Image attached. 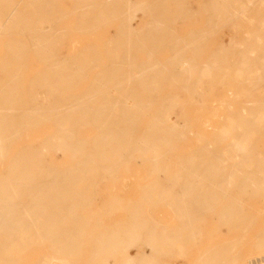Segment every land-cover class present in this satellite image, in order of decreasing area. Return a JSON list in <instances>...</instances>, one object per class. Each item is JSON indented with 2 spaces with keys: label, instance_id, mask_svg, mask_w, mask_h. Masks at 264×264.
Wrapping results in <instances>:
<instances>
[{
  "label": "bare ground",
  "instance_id": "bare-ground-1",
  "mask_svg": "<svg viewBox=\"0 0 264 264\" xmlns=\"http://www.w3.org/2000/svg\"><path fill=\"white\" fill-rule=\"evenodd\" d=\"M74 2L87 7L79 28L91 17L119 15L120 35L105 46L111 53L105 66L93 46L87 53L93 57L57 56L67 33L50 22L67 15L57 0H0V264H20L40 247L30 264H113L114 254L117 264H264V0H200V11L189 0ZM146 14L150 19L136 26ZM198 14L203 26L176 32L175 23ZM241 21L249 24L242 36L209 46ZM29 53L45 65L27 78ZM96 67L103 71L86 70ZM84 77L91 78L89 88L74 94L69 88L83 85ZM219 85L227 89L218 99V120L198 129L176 88L194 103ZM32 123L54 128L37 144L17 147L15 127ZM77 124L92 126L93 134ZM51 151L73 162L55 164ZM135 160L147 172L142 196L151 208L169 206L173 224H162L139 202H128L126 215L112 223L114 204L125 207L118 197L83 212L98 193L90 183ZM223 226L229 238L191 259L202 239L222 237ZM142 247L151 253H133ZM254 254L262 257L251 260Z\"/></svg>",
  "mask_w": 264,
  "mask_h": 264
},
{
  "label": "rangeland",
  "instance_id": "rangeland-1",
  "mask_svg": "<svg viewBox=\"0 0 264 264\" xmlns=\"http://www.w3.org/2000/svg\"><path fill=\"white\" fill-rule=\"evenodd\" d=\"M191 4L189 5L190 8H193L197 11H200V0H189ZM58 5H62L64 9L67 10V15L65 17H60L57 18L55 17L52 21L55 25H59V27H63L66 29V36L62 39L63 44L59 46V52L57 53V56H67V57H76L79 54H82L85 58L93 57V55L87 54L88 49L90 47H96L102 50L101 56L102 60L100 62V65L108 64L107 60L104 62V58L108 59V56L111 55V53H108L105 51V46L106 44L112 42V40H116L119 35H120V30H121V22L119 21V15H115L112 19H115L114 21L110 18L104 19V20H99L95 21L91 17L90 21L85 22V27L79 28V21L81 22V17L80 15L83 14L82 10H86L87 7H78L74 3V0H57ZM23 7V6H21ZM200 13V12H199ZM93 16V15H89ZM150 19V15L146 14L144 17L139 16L135 20V25L140 27L144 23H146ZM91 22H94V27L90 25ZM204 18L202 14H198L196 17L190 20V22L184 23L181 21H178L177 23L174 24L175 30L178 34H184L186 33L190 28H197L201 27L204 25ZM99 24V25H97ZM249 29V24L248 22L241 21L238 26L235 29H231L229 27H225L221 30V32L216 36L215 39L210 42L209 46L213 47L214 44H216L218 40L224 39L226 43H229L232 39L233 34H237L239 37L242 36L247 30ZM73 31V32H72ZM230 35V36H228ZM68 37V38H67ZM229 37V38H227ZM65 39V40H64ZM53 55V54H52ZM166 55V53L161 54ZM160 55V56H161ZM115 56V54H113ZM161 56V57H162ZM146 56L144 54H141V58L144 59ZM165 57V56H163ZM27 66L24 67V72L26 73V77H30L37 72H39V69L44 66V62L39 61L38 58L33 54L29 53L27 56ZM71 64L73 61L70 62ZM87 72H98V71H103L96 68H91V69H86ZM91 78L84 77V84L80 86H75L71 87L69 89H74V94H81L83 91L87 88H89V80ZM86 85V86H85ZM88 85V86H87ZM78 88V89H77ZM218 90H217V89ZM214 91L211 92V96H207L201 100V101H194L192 102L191 99H189L188 93H186L183 89L177 87L176 91L177 94H179L180 98L184 100L187 103V109L191 114V119L196 121V126L198 129L202 128L203 122L205 121V124L208 123L206 130L210 129L211 124L217 122L218 118L214 117L215 113H218V99L221 100L224 95L227 87H223L221 85L216 86ZM224 89V90H223ZM219 92V93H218ZM34 93L35 94H40L44 98H47V94L44 89L41 88H34ZM215 93V94H214ZM40 101V98H38ZM49 100H46V103H48ZM178 110V112H177ZM174 111L176 114H181L182 110L178 107L174 108ZM180 111V112H179ZM221 113L223 112L220 111ZM78 113V114H77ZM75 112V118L77 116H80V111ZM74 118V117H73ZM77 119V118H76ZM203 120V121H202ZM79 129L86 135H92L93 130L91 129L92 126L89 125H79L77 124ZM18 130V141L16 142L17 147L20 146V144H28V143H33L37 144L40 142V139L43 138L45 135L49 134L53 128L54 125L52 123H45L43 125H36L34 123L29 125L28 129H23L22 127H15ZM210 132V130L208 131ZM189 142L192 145H195L198 143V138L197 136H191L189 137ZM183 148H185V145L180 144ZM183 148H181L180 153L183 152ZM12 153L17 154L18 151L14 148H12ZM62 154V155H61ZM49 160L54 162L55 164H63V162H73L70 160L69 157H67L65 154L61 152H49L48 154ZM66 159V160H65ZM65 160V161H64ZM4 167L0 165V175L4 174L3 170ZM146 168L143 167V165H140L137 160H135L128 169L122 168L119 170V172L116 173H108L105 175V179H100L99 181H92L90 183L91 188L95 189L98 193L96 196V200L92 205L88 206V210H84L83 212L85 214H91L94 212L95 209H97V204H104L108 206L109 204L112 203V200L115 197H118L121 199L122 204L125 205V207L120 208V204H114V209L113 211L110 212V222L115 223L117 222L121 216H125L127 212V207L126 204L128 202H131L132 204L135 203H140V205L143 206V209L147 211V214L149 213L152 217L158 218L162 224H173L175 221V216L172 212V210L169 208V206L163 204V203H158L155 204L154 207L151 208V203L150 200L146 197L142 196V190H143V184L145 183L144 180H141L140 178L146 175ZM116 175L118 178L113 179L112 177ZM98 180V179H97ZM80 186H84L83 184L86 183H80ZM20 200H26V198L23 196L19 197ZM120 202V203H121ZM261 204V201H259ZM93 209V210H92ZM96 211V210H95ZM213 217L215 220L216 214H211L209 213L208 216ZM210 224H213V221L209 222ZM209 223H207L209 225ZM260 225H264V217L260 219L259 221ZM93 231V230H92ZM223 235L222 237H218L217 234H214V238L211 237H206L201 240L195 247L190 252V257L197 256L199 254V251L201 249L207 248L209 246H212L213 244L219 242L220 240L223 241L226 238H229L228 236V228L227 227H222L221 229ZM254 231V230H253ZM96 232V231H95ZM254 232H251L249 235V240L252 238V234ZM227 234V235H226ZM252 240V239H251ZM41 247L40 248H32L29 253H27L26 258L19 262L20 264H30L31 260L34 256H37L41 254ZM133 253H143L144 255L151 253V250L145 247H142L140 249H133ZM114 259L112 260L113 264H117L119 262L120 256L118 254H114ZM262 257L261 254H254L250 255V259H256ZM193 259V257L191 258ZM174 264H181V261H174ZM189 264V262H187Z\"/></svg>",
  "mask_w": 264,
  "mask_h": 264
}]
</instances>
